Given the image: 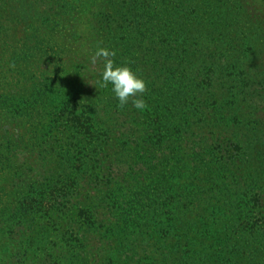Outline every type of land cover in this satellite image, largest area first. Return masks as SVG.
Listing matches in <instances>:
<instances>
[{
  "label": "trees",
  "instance_id": "trees-1",
  "mask_svg": "<svg viewBox=\"0 0 264 264\" xmlns=\"http://www.w3.org/2000/svg\"><path fill=\"white\" fill-rule=\"evenodd\" d=\"M97 46L145 110L97 84ZM0 55L28 130L0 176L38 163L0 196V264H264V0H0Z\"/></svg>",
  "mask_w": 264,
  "mask_h": 264
},
{
  "label": "clouds",
  "instance_id": "clouds-1",
  "mask_svg": "<svg viewBox=\"0 0 264 264\" xmlns=\"http://www.w3.org/2000/svg\"><path fill=\"white\" fill-rule=\"evenodd\" d=\"M115 55V51L100 46H97L95 52L91 54L90 62L92 66H95L98 62L103 63V71L100 73L97 84L101 88H107L109 84L112 85L111 91L119 101L120 108H124L131 102L137 110H145L147 104L142 96L147 91L146 82L133 72L129 66H117L113 59Z\"/></svg>",
  "mask_w": 264,
  "mask_h": 264
},
{
  "label": "rangeland",
  "instance_id": "rangeland-1",
  "mask_svg": "<svg viewBox=\"0 0 264 264\" xmlns=\"http://www.w3.org/2000/svg\"><path fill=\"white\" fill-rule=\"evenodd\" d=\"M14 38H16L17 40L20 38H24V35L22 34V26L19 25L17 28H15ZM22 72L24 76H30L29 72H27L26 70H23ZM23 83L24 82H21L20 84L22 85ZM24 106L25 105H20V109H22ZM6 107H8L10 111L9 114L13 113L11 109H13L14 107L12 108L10 105H6ZM6 113V116L0 114V144H3L5 140H7L5 139V137H7L12 142L16 141L19 136L18 130L16 129L18 127L20 128L19 131L23 132L24 135L26 131H28L27 128L18 126L19 124L23 126L25 125V120H21L23 118L17 117L15 121L10 122L8 118L9 114L8 112ZM23 138L28 139L26 136H23ZM37 165V154H35L25 164H22L19 167H16V169H14L13 171L0 176V196L2 197L4 202L10 200V198L14 199V201H17L22 194L24 195V190L30 185V183L35 180L34 173L30 171L32 168L37 167ZM10 234L13 237L15 233ZM22 259V257H19V261H22Z\"/></svg>",
  "mask_w": 264,
  "mask_h": 264
}]
</instances>
